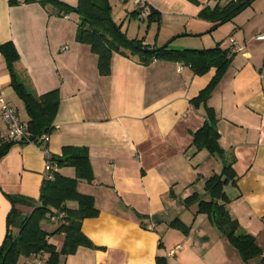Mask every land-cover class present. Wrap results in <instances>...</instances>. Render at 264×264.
<instances>
[{
  "label": "crops",
  "instance_id": "0c3cea01",
  "mask_svg": "<svg viewBox=\"0 0 264 264\" xmlns=\"http://www.w3.org/2000/svg\"><path fill=\"white\" fill-rule=\"evenodd\" d=\"M58 1L75 7L79 0ZM229 1L149 0V6L161 13L156 47L170 41L175 50L220 44L232 54L207 106L217 116L220 147L235 158L237 182L225 187L227 210L262 250L249 264H264V0H255L211 32L213 24L200 12ZM78 23L76 13L58 14L39 2L12 6L0 0V44H14L21 78L37 95L60 93L50 139L16 143L0 161V245L12 208L5 193L39 200L47 152L61 155L64 147L75 146L89 149L94 180H80L77 189L92 196L99 210L82 223V232L97 248L81 246L63 264H157L158 256L167 264H247L208 215L197 213L196 204L187 208L183 203L194 192L203 194L207 178L223 168L218 155L193 146L207 115L205 105L195 107L191 100L209 85L216 69L196 75L181 63L156 60L143 66L115 53L111 74L102 76L98 56L77 41ZM178 42L184 49L173 46ZM0 95L27 123L25 104L11 86L1 52ZM7 131L8 124L0 121V133ZM58 171L76 175L73 167ZM175 219L190 228L187 234L170 226ZM57 226L50 220L41 223L49 233ZM49 242L60 250L64 235L50 236Z\"/></svg>",
  "mask_w": 264,
  "mask_h": 264
},
{
  "label": "trees",
  "instance_id": "16d2710c",
  "mask_svg": "<svg viewBox=\"0 0 264 264\" xmlns=\"http://www.w3.org/2000/svg\"><path fill=\"white\" fill-rule=\"evenodd\" d=\"M198 4V0H188ZM255 0H230L225 5L204 8L199 17L211 22V32L221 25L233 20L238 14L250 7ZM39 2L43 7H53L58 14L76 13L79 16L77 41L91 47L98 56V69L102 76L111 74L112 57L115 53L131 59L143 66H149L156 60H165L189 66L196 75H204L212 68L216 74L209 85L191 100L197 107L206 106L207 121L193 135V146L196 151L207 150L211 155H218L223 161L220 174L213 173L204 184V193L194 192L183 200L189 208L197 205V213L206 214L211 222L224 234L235 247L243 261L247 264L262 255L261 248L255 238L245 233L238 221L231 217L226 205L230 202L225 192L229 184L235 185L237 175L233 169L235 158H229L219 145L220 134L217 129V116L213 108L207 106L215 88L221 81L232 61L229 49L218 44L215 48L175 50L170 47L171 41L156 47L145 43L144 39L130 38L115 22L109 0H79L77 6L70 7L58 0H9L10 5ZM132 14L140 15L136 10ZM148 22L161 20V13L149 6ZM0 52L5 58L11 76V86L19 98L23 100L29 120L26 123L29 140L39 143V138L51 132L60 105L59 90L37 95L21 78L16 70L20 60L18 51L12 42L0 44ZM24 142V141H23ZM16 142H4L0 139V161L9 153ZM40 144V143H39ZM52 164L56 166L53 177L47 176L42 182L39 200L17 194H6L12 208L7 216V233L0 245V264H21L22 258L34 255H47L49 264H63L67 256L75 254L81 246L97 248L82 232V223L87 218L99 215L92 196L82 194L77 186L80 180H94L89 149L87 147L66 146L61 155H51ZM75 168V177H67L58 169ZM207 197V198H206ZM75 202L76 208L68 203ZM32 208L27 214L19 206ZM62 214L63 221L58 222L53 232L42 229L41 223L50 220V215ZM139 219L145 218L136 214ZM170 226L188 233L190 228L179 219ZM63 234L64 242L60 250L49 242V237ZM157 264H167L166 258L158 256Z\"/></svg>",
  "mask_w": 264,
  "mask_h": 264
},
{
  "label": "built area",
  "instance_id": "2783aa9c",
  "mask_svg": "<svg viewBox=\"0 0 264 264\" xmlns=\"http://www.w3.org/2000/svg\"><path fill=\"white\" fill-rule=\"evenodd\" d=\"M124 2H132L138 11H140V15L147 16L149 14V0H121ZM0 121H3L8 124V131L6 134L0 133V139L4 142H23L29 140V136L27 133V126L24 123L16 109L8 103L1 95H0ZM56 131V127L51 130V132L42 135L39 140L41 142H47L51 135ZM56 170V166L52 164L51 155L47 152V162H46V176L48 178L53 177V171ZM62 214H56V212L50 215V221L53 223H58L63 221ZM174 251L171 252L173 254ZM22 264H49L47 255H34L30 258H27Z\"/></svg>",
  "mask_w": 264,
  "mask_h": 264
},
{
  "label": "rangeland",
  "instance_id": "374dc122",
  "mask_svg": "<svg viewBox=\"0 0 264 264\" xmlns=\"http://www.w3.org/2000/svg\"><path fill=\"white\" fill-rule=\"evenodd\" d=\"M109 2L113 8V18L115 22L119 25H122L123 30L128 32V36L130 38L144 39V41L148 45H151V46L155 44V35L157 32H159L161 21L160 22H157V21L148 22L146 17H143L144 19L139 18L138 16L134 17L132 13L135 10V6L132 2H127L126 6H123V4L119 2V0H109ZM181 31L183 32L184 29H180L179 32ZM172 34H175V33H172ZM188 41H191V40H188ZM192 41H195L198 43L200 40H192ZM180 45L181 43L178 42V43H175L173 46L178 49L179 48L184 49Z\"/></svg>",
  "mask_w": 264,
  "mask_h": 264
}]
</instances>
